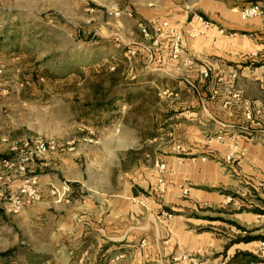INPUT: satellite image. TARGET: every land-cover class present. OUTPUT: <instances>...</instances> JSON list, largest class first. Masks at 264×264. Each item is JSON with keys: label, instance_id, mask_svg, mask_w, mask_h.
Masks as SVG:
<instances>
[{"label": "crops", "instance_id": "0c3cea01", "mask_svg": "<svg viewBox=\"0 0 264 264\" xmlns=\"http://www.w3.org/2000/svg\"><path fill=\"white\" fill-rule=\"evenodd\" d=\"M252 4L264 11V0H164L136 11L139 22L167 21L183 32L196 28L202 34L184 39V55L178 61L169 58L163 36L158 47L147 50L151 70L163 71L184 85L150 92L159 102L148 110L145 141L122 115L110 120L116 133L100 135L95 158L79 164L82 150L58 158L64 180L81 184L89 176L100 184L58 217L72 226L76 215L83 216L87 228H79L83 222L77 221V238L87 244L93 232L100 233L111 242L104 251H112V264L119 255H124L119 264H182L172 260L180 253L195 256V264H264L258 255L264 241V197L258 189L264 182V16L242 21L239 15ZM197 16L212 27L202 29L194 21ZM184 57L191 58V66L183 67ZM202 69L209 70L206 80L199 76ZM233 74L235 91L255 112L252 124L245 122L241 102L223 106V86L216 100L209 101L214 81L229 83ZM217 134L224 142L208 143ZM146 143L148 153L141 151ZM233 145L245 149L246 155L227 163ZM128 152L135 154L125 169ZM155 161L165 166L163 194L157 190ZM179 187L187 189L186 196ZM227 198L233 199L228 209ZM228 223L262 239L230 245L241 232ZM142 240L145 247L139 249Z\"/></svg>", "mask_w": 264, "mask_h": 264}, {"label": "rangeland", "instance_id": "374dc122", "mask_svg": "<svg viewBox=\"0 0 264 264\" xmlns=\"http://www.w3.org/2000/svg\"><path fill=\"white\" fill-rule=\"evenodd\" d=\"M163 3L0 0V253L17 250L14 257L0 259V264H112V251H104L111 242L104 241L100 233L93 232L87 244L77 238L76 222H83V216L75 214L72 226L68 219L58 217L68 212L72 202L84 201L92 188L100 189L95 177H83L81 184L70 182L62 177L58 158L43 161L35 174L42 189L55 190L56 197L12 215L7 212L6 199L22 178L8 171L4 163L13 159L15 148L35 138L71 142L74 152L62 158L82 150L79 164L90 156L95 158L100 153V135L117 132L110 126L114 116L84 121L93 113L86 105L103 98L130 95L128 104L119 105L121 113L114 119L124 115L140 132L141 140H146L147 113L157 101L150 92L184 85L146 65L147 50L153 45L143 38L136 11ZM84 128L98 132L93 131L95 144L83 143ZM141 151L148 153L147 143ZM132 154H126L125 169L132 165ZM79 228L87 226L83 222Z\"/></svg>", "mask_w": 264, "mask_h": 264}, {"label": "built area", "instance_id": "2783aa9c", "mask_svg": "<svg viewBox=\"0 0 264 264\" xmlns=\"http://www.w3.org/2000/svg\"><path fill=\"white\" fill-rule=\"evenodd\" d=\"M130 14V12H127ZM240 18L242 21L253 20L255 18H261L264 16V11L258 5H248L243 7L240 10ZM130 16V15H128ZM194 21L197 24H200L202 29L207 30L212 27V25L203 20V18L197 16L194 17ZM138 28L145 39L152 40L153 47H157L158 38L165 36L169 42V58L172 61H178L184 55L183 41L185 38L194 40L197 37L201 36L202 32L194 28L190 31L183 32L182 29H176L172 27L167 21H152L149 24H144L138 22ZM152 32V35L150 34ZM184 68H187L192 65V60L189 57H184L182 61ZM264 72V67L262 68ZM199 76L201 79L206 80L209 78L210 73L208 69H202L199 71ZM235 74L230 76L229 83H224L221 78L214 81L211 86L209 101H215L218 97L220 87L223 86L226 93V100L223 103L224 107L231 106L232 103L241 102L242 111L244 120L248 124L253 123L254 111L250 103L242 101L239 92L235 91L233 82L235 80ZM87 130V136L83 139V143L87 145H93L96 142V137L94 132L90 129L84 128ZM244 132H248V128L242 129ZM216 141L218 143L224 142V136L222 134H217L208 140V143L211 141ZM74 145L71 142H57L52 139H41L35 138L24 142L15 148V156L9 162L4 163V167L11 171L16 176L22 178L17 189L11 191L6 199L7 212L12 215L18 214L23 209L40 204L45 201L47 198L56 197L55 190H45L42 189L38 181V176L35 174L36 168H38L39 163L46 161L48 159H56L69 155L74 152ZM246 155V150L243 148H238L236 145H233L229 148V152L225 157L227 163H231L234 160H242ZM204 159H202L203 161ZM154 167L158 173L157 180V190L159 194H163L165 190V182L162 178V175L165 171V166L159 162H154ZM258 189L261 195L264 197V182H261L258 186ZM183 196H186L188 191L185 188L179 187ZM233 199L227 198L225 200V205L232 204ZM164 217H169L168 214L161 213ZM145 247V241L142 240L138 244V248L142 249ZM259 257H264V241H261L258 249ZM124 255L117 256L116 260L123 259ZM173 262L182 263V264H195L197 258L195 256H188L185 254H178L174 257Z\"/></svg>", "mask_w": 264, "mask_h": 264}, {"label": "trees", "instance_id": "16d2710c", "mask_svg": "<svg viewBox=\"0 0 264 264\" xmlns=\"http://www.w3.org/2000/svg\"><path fill=\"white\" fill-rule=\"evenodd\" d=\"M252 5H255V4H252ZM129 100H130V95H128L126 98H116V99H111V100H106L105 98H103L99 101H96L93 105L88 104V105H86V107L92 108L93 113L86 115V120H84V121H87V122L96 121V120L100 119V117H103V116H110V117L114 116L115 117V115L118 113V111L120 109L119 105L120 104L121 105L128 104ZM93 131L96 134H98L97 131H95V130H93ZM228 224L234 226L241 233H244V236H240V237H237L235 240H232L230 242V245L236 244V243H244L245 244V243H250V242L262 239L260 237L249 236V234L251 232L245 231V230L239 228L238 226H236L235 224H232V223H228ZM225 247H228V246H225ZM16 252H17V250L15 248H12V249H9L5 252H2V253H0V259L7 260L11 257H14ZM37 258H38V256H37Z\"/></svg>", "mask_w": 264, "mask_h": 264}]
</instances>
